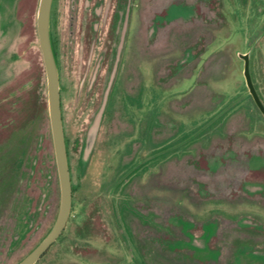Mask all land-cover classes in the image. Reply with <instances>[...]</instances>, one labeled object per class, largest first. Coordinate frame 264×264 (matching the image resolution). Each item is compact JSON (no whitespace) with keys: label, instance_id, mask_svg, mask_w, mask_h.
<instances>
[{"label":"rangeland","instance_id":"374dc122","mask_svg":"<svg viewBox=\"0 0 264 264\" xmlns=\"http://www.w3.org/2000/svg\"><path fill=\"white\" fill-rule=\"evenodd\" d=\"M39 1L0 0V264L60 206ZM51 23L73 196L35 264H264V114L240 56L264 104V0H54Z\"/></svg>","mask_w":264,"mask_h":264},{"label":"water","instance_id":"95a60500","mask_svg":"<svg viewBox=\"0 0 264 264\" xmlns=\"http://www.w3.org/2000/svg\"><path fill=\"white\" fill-rule=\"evenodd\" d=\"M53 0H40L37 10V34L39 46L46 73L47 82V97H48V111L52 132L53 147L55 153V160L58 172V179L60 185V206L57 218L51 230L43 238V240L19 263L17 264H35L51 247L56 239L64 231L71 210L73 186L68 162V153L65 140V132L63 125L62 107H61V92H60V76L59 66L55 57L52 39H51V10ZM245 60L244 74L247 85L250 89L254 99L259 106V109L264 114V104L258 94L253 78L250 72V58L249 54H240ZM103 110V108H102ZM100 115H102V111ZM98 130V122L93 126L89 138L88 152L92 149L96 132Z\"/></svg>","mask_w":264,"mask_h":264},{"label":"flooded vegetation","instance_id":"af4514ba","mask_svg":"<svg viewBox=\"0 0 264 264\" xmlns=\"http://www.w3.org/2000/svg\"><path fill=\"white\" fill-rule=\"evenodd\" d=\"M53 5H54V0H53V4H52V10H51V20H52V16H53ZM51 39H52V45H53V49H54V53H56L57 54V39H56V37H55V31H53V27H52V23H51ZM56 54H55V57H56ZM59 76H60V84H61V75H60V72H59ZM107 95V94H106ZM62 96V95H61ZM62 98V97H61ZM61 101H62V99H61ZM63 102V101H62ZM62 102H61V105H62ZM101 121H102V115H100V116H98L97 118H96V120L94 121V124H93V126L96 124V122H98V129H99V126H100V124H101ZM64 125V124H63ZM93 126H92V128H93ZM92 128L90 129V132H91V130H92ZM64 132H65V127H64ZM90 132L88 133V136H87V139H86V148L88 147L89 148V145H90V143H89V138H91L90 137ZM97 132H98V130H97ZM97 132H96V134H97ZM65 136H66V132H65ZM65 140H66V147H67V136L65 137ZM95 140H96V137H95V139H94V142H95ZM94 142H93V145H94ZM93 145H92V147H93ZM87 151V150H86ZM85 151V152H86ZM67 153H68V148H67ZM87 154H89V152L87 151ZM68 162H69V159H68ZM69 168H70V166H69Z\"/></svg>","mask_w":264,"mask_h":264}]
</instances>
